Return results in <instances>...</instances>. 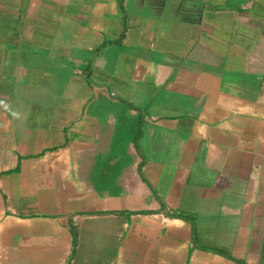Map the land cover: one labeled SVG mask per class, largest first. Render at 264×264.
Segmentation results:
<instances>
[{"label":"crops","instance_id":"crops-1","mask_svg":"<svg viewBox=\"0 0 264 264\" xmlns=\"http://www.w3.org/2000/svg\"><path fill=\"white\" fill-rule=\"evenodd\" d=\"M0 264H264V0H0Z\"/></svg>","mask_w":264,"mask_h":264}]
</instances>
